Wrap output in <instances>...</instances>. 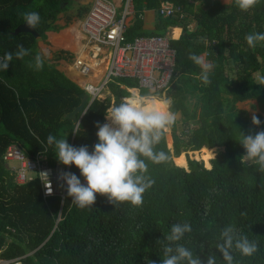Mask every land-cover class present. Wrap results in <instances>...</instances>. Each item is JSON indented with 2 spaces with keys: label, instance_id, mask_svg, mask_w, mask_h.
I'll return each mask as SVG.
<instances>
[{
  "label": "trees",
  "instance_id": "obj_1",
  "mask_svg": "<svg viewBox=\"0 0 264 264\" xmlns=\"http://www.w3.org/2000/svg\"><path fill=\"white\" fill-rule=\"evenodd\" d=\"M164 1L183 5L198 26L189 31L183 25L180 38L170 41L177 78L166 96L173 100L172 110L180 111L182 128L175 124L170 128L172 150L166 133L157 145L169 160L148 162L147 175L155 182L143 194L142 205L125 202L114 207L97 194L92 207L80 209L71 203L66 189L63 196H43L38 171L29 182L18 184L4 154L14 143L28 159L36 161L43 155L54 166L58 162L54 145L47 143L49 134L91 149L97 142V122L104 123L110 100L95 99L88 104L89 94L52 67L44 63L41 70H35L30 66L35 63L34 36L15 34L24 24L23 13L37 11L41 20L35 30L42 37L67 0H0V57L14 54L21 44L29 50L23 59L14 56L8 69L0 71V259L22 257L25 264H159L163 249L157 241L172 224L188 222L192 231L181 243L201 259V245L205 243L207 253V244L214 245L220 230L232 224L258 246L251 257L235 252V264H264V172L257 171L255 162L244 161L245 150L238 142L240 130L254 135L257 129L239 115L237 107L256 100L264 113V85L260 83L264 41L250 48L245 39L249 33L264 32V0L247 12L239 10L234 0L230 9L219 0H208L206 8L195 10L190 0ZM181 23L159 17L156 32L148 36H162L168 26ZM139 27L128 30V35H146ZM179 34L180 29L172 32L173 38ZM204 51L213 66L207 84L199 78L200 67L190 59L191 54ZM117 83L138 88L132 79L110 83L114 104L130 96ZM188 97L195 98L196 105L188 104ZM185 151L194 159H187V169L173 162ZM177 161L183 164L181 158ZM67 172L79 176L75 166H69ZM216 255L222 259L218 251Z\"/></svg>",
  "mask_w": 264,
  "mask_h": 264
},
{
  "label": "clouds",
  "instance_id": "obj_2",
  "mask_svg": "<svg viewBox=\"0 0 264 264\" xmlns=\"http://www.w3.org/2000/svg\"><path fill=\"white\" fill-rule=\"evenodd\" d=\"M258 2L259 0H234L236 7L243 12L253 9ZM40 20L37 11L23 13V21L29 28L36 29ZM245 39L247 45L254 48L264 41V32L249 33ZM17 48L14 54L8 52L0 57V71L8 69L14 56L16 59H23L28 55L29 50L22 44ZM45 56L47 51L42 50L41 55L35 57L34 65L30 66L37 71L41 70ZM190 59L200 67L199 78L207 84L212 65L206 60V54H191ZM260 83L264 85V78H261ZM172 105L171 97L161 98L151 94H132L121 102L112 104L105 110L106 122H97V142L91 149L88 145L73 146L67 139H57L49 134L47 143L54 145L53 154L57 162L63 165L58 172L61 173L59 179L66 185V194L71 197V203L80 209L90 208L96 201L97 194H100L114 207L125 202L131 206L142 205L143 194L155 182L147 175L148 162L160 164L169 160V155L163 150H157V145L160 144L164 133L176 122L177 113L172 110ZM249 109L251 108L247 110ZM86 112L87 110L83 114ZM251 122L256 126L261 124L255 114L252 115ZM77 125L81 129L80 119ZM238 142L245 150L241 157L246 161L255 162L258 165L257 171L264 172V130L254 135H245L240 130ZM4 161L15 162L5 159ZM69 166H75L79 170V176L74 172H67ZM44 174L48 177L46 172ZM45 187L47 194H51L50 181ZM191 231L188 222L171 225L170 230L157 241L163 249L159 264H235V252H239L242 257H251L258 249L255 241L241 234L235 225L228 224L220 230L214 245L206 243L207 253H204L205 243L201 245L200 252L204 256V259H201V255L181 243L185 234ZM213 249L221 254L222 259ZM150 264L156 262L150 261Z\"/></svg>",
  "mask_w": 264,
  "mask_h": 264
},
{
  "label": "built area",
  "instance_id": "obj_3",
  "mask_svg": "<svg viewBox=\"0 0 264 264\" xmlns=\"http://www.w3.org/2000/svg\"><path fill=\"white\" fill-rule=\"evenodd\" d=\"M160 16L185 21L186 12L183 5H174L163 1L159 8ZM135 18L132 0H125L121 12L117 11L114 2L109 0H93L81 24L85 39V53L88 60L77 57L73 68L82 76H90L99 80L98 84L87 83L84 90L92 100L99 99L110 83L117 79H132L140 89L166 93L177 78L174 71L175 50L170 46L169 36H136L131 40L126 37L129 29V18ZM207 55V54H206ZM105 74L101 78V69ZM5 160L15 161V179L23 184L32 180L30 174L38 171L45 196L55 193L63 195L66 185L59 179L57 169L53 171L48 165L46 156L36 161L28 159L23 152L12 144L7 148ZM45 169H49L44 174ZM82 183L83 178L81 177ZM51 184L52 192L47 194L45 185ZM58 188V189H57ZM58 190V191H57ZM0 264H25L22 257L0 260Z\"/></svg>",
  "mask_w": 264,
  "mask_h": 264
},
{
  "label": "crops",
  "instance_id": "obj_4",
  "mask_svg": "<svg viewBox=\"0 0 264 264\" xmlns=\"http://www.w3.org/2000/svg\"><path fill=\"white\" fill-rule=\"evenodd\" d=\"M92 1L93 0H67L66 3H63L60 8L61 11L56 15L54 22L48 23L50 28L46 29L43 32V36L41 37L43 41L41 43L36 42V53L34 55V57L41 55L42 50H46L47 56L43 57L44 63L52 67L55 71H58L60 74H62L71 83H73L75 86H77L80 89H84L85 84H87L88 82L93 83V84L99 83V80L97 78H94L93 74L90 76H82L79 74L77 70L73 68V65H72V63L77 57H83L86 60H88V55L85 53V48H87V46H86L85 39L82 35L81 22L84 19V16L87 13L88 9L90 8ZM109 1L114 2L117 7V11L121 12L124 6L125 0H109ZM163 1L159 0L158 2H154V1H148V0H132L135 18H131V17L129 18L128 20L129 29L128 30H130L133 27H137V25H139L141 33L146 34V35H140V36H148L151 32H156L158 19L159 17H162L159 14V8H160L161 2ZM207 1L208 0H190L189 5L193 7L192 10H195L196 8L204 9L206 8ZM211 1H215V0H211ZM218 2L220 3V5L225 6L226 9H230L233 3V0H226V2L225 0H219ZM185 12H186L185 21L179 24V27L168 26L166 30L164 31L163 36L164 35L169 36L172 38V40H178L180 36L182 35L183 25H186L189 31L197 30L198 28L197 22L195 21L193 15L189 14L186 8H185ZM174 29H180V34L177 38H173L172 36V32ZM126 37L128 40H131L134 37V35L130 36L127 33ZM205 42H206L205 46L206 48H208L209 43L207 42V40H205ZM202 54H207V51H204ZM206 60L212 65L211 61H209V59L207 58V55H206ZM212 69H213V66L211 68V71ZM104 74H105V68L103 67L99 75L102 78ZM254 77L256 80L258 79L260 80V76L258 74L255 73ZM119 87L121 89H125L130 95H132L131 90H134L136 91L137 96H142L141 94L138 95V92L142 90L140 88H127L122 84H119ZM160 95H163V97L161 98H167L166 93L164 94L160 93ZM106 99L110 100V106L114 104L115 98L111 94L109 87H107L103 91L102 96L99 98L100 101H104ZM89 100L90 101L88 104H90V102L93 101L90 95H89ZM187 102L191 106L196 105L195 98L188 97ZM237 107L240 110L239 115L247 117L248 120L250 121V124L252 126H255L258 132L261 124L259 126H256V125H253L251 122V117L253 114L258 116V118L260 120L262 119V121L264 122V113L260 111L257 101L256 100H246L242 103L237 104ZM248 108H251V109L247 110ZM176 113H177V119H176L177 122L175 123V127L178 128L179 124L182 127V123L180 121L181 113L180 111ZM105 122L106 121H104V123ZM168 130L170 131V135L172 137L171 129H168ZM166 141H167L168 147H170L171 144H170L169 136L167 137ZM199 152H203V151H199ZM213 158H214V154H213V157L209 160V164ZM185 160H186V156H185ZM186 164H187V160H186ZM61 166L63 165L56 163L54 166H50V167L51 168L56 167L57 172H59ZM15 168L14 169L11 168V170L14 171V174H15ZM210 168H211V165H210ZM30 175L33 179L34 178L33 174H30ZM43 196L45 195L43 194Z\"/></svg>",
  "mask_w": 264,
  "mask_h": 264
},
{
  "label": "rangeland",
  "instance_id": "obj_5",
  "mask_svg": "<svg viewBox=\"0 0 264 264\" xmlns=\"http://www.w3.org/2000/svg\"><path fill=\"white\" fill-rule=\"evenodd\" d=\"M83 21V20H82ZM81 24H82V22H81ZM140 90V89H139ZM142 91V92H141ZM141 91H139L138 92V95H147V94H151V95H155V96H158V97H163V95H160V93H156V92H154L153 90H145V89H142ZM181 125L179 124V127H178V129L179 130H181ZM165 133H167V137L169 136L170 137V144H171V146L170 147H168L169 149H171L172 150V137H171V135H170V131L169 130H167ZM167 137H166V140H167ZM185 156H186V160L187 159H189V160H194V159H192L191 158V156L188 154V151H185V152H183V154H180L179 155V157H175V158H173V162H174V164L176 165V166H178V167H182V168H184V169H187V164H186V160H185ZM177 158H181L182 160H183V164L182 163H179L178 161H177ZM196 161V160H195ZM244 161L245 162H247V163H250V161H246L245 159H244ZM197 162H199V161H197ZM202 165H203V163L202 162H200ZM8 164V166L10 167V168H12V169H14L16 166H17V163L16 162H8L7 163ZM203 167H204V165H203ZM17 168V167H16ZM15 168V169H16ZM205 168V167H204ZM57 168L55 167L54 169H53V171L54 170H56ZM49 169H45V170H43L44 172H47ZM61 173H58V175H60ZM30 177H31V175H29ZM0 260H7V259H0Z\"/></svg>",
  "mask_w": 264,
  "mask_h": 264
},
{
  "label": "water",
  "instance_id": "obj_6",
  "mask_svg": "<svg viewBox=\"0 0 264 264\" xmlns=\"http://www.w3.org/2000/svg\"><path fill=\"white\" fill-rule=\"evenodd\" d=\"M17 33L31 34L32 36H34L37 43H41L43 41L39 34L36 32V30L27 27L25 23L17 27V29L15 30V34Z\"/></svg>",
  "mask_w": 264,
  "mask_h": 264
},
{
  "label": "bare ground",
  "instance_id": "obj_7",
  "mask_svg": "<svg viewBox=\"0 0 264 264\" xmlns=\"http://www.w3.org/2000/svg\"><path fill=\"white\" fill-rule=\"evenodd\" d=\"M131 92H132V94H135V95H137L136 91H134V90H131Z\"/></svg>",
  "mask_w": 264,
  "mask_h": 264
}]
</instances>
